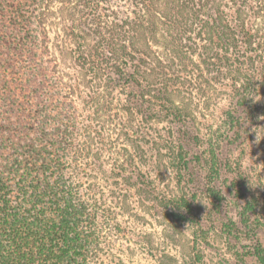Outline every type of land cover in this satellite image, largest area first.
Returning <instances> with one entry per match:
<instances>
[{
    "label": "trees",
    "instance_id": "trees-1",
    "mask_svg": "<svg viewBox=\"0 0 264 264\" xmlns=\"http://www.w3.org/2000/svg\"><path fill=\"white\" fill-rule=\"evenodd\" d=\"M157 220L180 264H264V0H0V264H105Z\"/></svg>",
    "mask_w": 264,
    "mask_h": 264
},
{
    "label": "rangeland",
    "instance_id": "rangeland-1",
    "mask_svg": "<svg viewBox=\"0 0 264 264\" xmlns=\"http://www.w3.org/2000/svg\"><path fill=\"white\" fill-rule=\"evenodd\" d=\"M49 10L46 18V27L50 37L49 45L52 55L60 61L57 64L70 68L72 67V63H69L68 59L69 47L74 42V39L70 35L67 26L69 12H72V10L68 9V7L65 8L64 4L60 5L58 2L50 3ZM79 76L81 79H84L82 74H79ZM101 193L104 195V201L108 204L109 211L118 213L117 218L125 217L135 221L134 217L129 215L131 211H134L133 208H131L132 210H128L129 214L121 212L117 208L118 199L114 195L110 194L106 188H102ZM134 225L131 223L128 230L133 229ZM133 230L135 233H131L130 235V232H118L114 227L111 229L108 233L110 245L104 251L105 264H158L162 259L160 249H165L166 252L170 253L168 255H172L171 257L174 258V262L171 264H180L178 261V245H181V240L187 239L188 233L183 225L166 226L163 222L157 220L155 222L152 221V224L149 226L134 227ZM148 239L152 242V250L155 256L148 255L146 250L142 248L143 243H146ZM184 242H182V245Z\"/></svg>",
    "mask_w": 264,
    "mask_h": 264
}]
</instances>
